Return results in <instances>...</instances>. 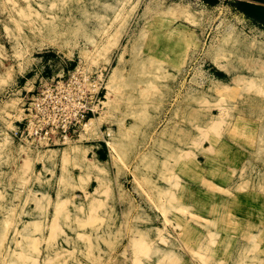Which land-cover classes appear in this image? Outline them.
<instances>
[{"label": "rangeland", "instance_id": "374dc122", "mask_svg": "<svg viewBox=\"0 0 264 264\" xmlns=\"http://www.w3.org/2000/svg\"><path fill=\"white\" fill-rule=\"evenodd\" d=\"M259 6L0 0V264H264ZM77 66L103 72L93 125L61 146L21 141L27 97ZM86 155L106 170L93 197Z\"/></svg>", "mask_w": 264, "mask_h": 264}, {"label": "built area", "instance_id": "2783aa9c", "mask_svg": "<svg viewBox=\"0 0 264 264\" xmlns=\"http://www.w3.org/2000/svg\"><path fill=\"white\" fill-rule=\"evenodd\" d=\"M103 72L77 66L67 74L42 78L27 97L16 136L34 147H56L79 137L101 108Z\"/></svg>", "mask_w": 264, "mask_h": 264}, {"label": "bare ground", "instance_id": "6f19581e", "mask_svg": "<svg viewBox=\"0 0 264 264\" xmlns=\"http://www.w3.org/2000/svg\"><path fill=\"white\" fill-rule=\"evenodd\" d=\"M164 13L167 14V15L172 16V15L178 14L179 12L175 8H170L168 10H165ZM125 61H126L125 55L124 54H121V56L119 58V62H120L119 64L120 65L114 67V70H113V72L111 74V78L109 80V83H111L113 85H116V86L118 85V80L120 79V77H122L121 75H122L123 69H124V67L126 65ZM132 62L136 63V58L135 59L133 58ZM138 82H141V80H139ZM110 89H111V87H110ZM106 97L108 98L109 101L112 100V98L110 96V92H109L108 95L106 94L105 98ZM101 105H102L101 109L102 108L104 109L105 106H106L105 105V99L104 100H101ZM93 117H95V116H93ZM90 119H92V117ZM90 119L84 124V126H85L86 129H87V127H91L93 125V122H91ZM85 128L83 127V129H85ZM25 143H27V142H25ZM27 144H29V143H27ZM65 152H66V154H68L69 156H72V157H78L79 156V154H78V147H75V146L67 147L65 149ZM83 158L85 160H87V162H85L83 164V167H82V169H83L82 175L83 176H89V177L90 176H94L96 178L97 183H98V185H96V187L93 189V192H89V193H92V197H93L95 195H98L102 191V188L104 186L103 177L106 174V172H105L106 170H104V169H102V168H100L98 166V162L99 161L97 159L96 160H91L87 155H86V157H83ZM99 163H101V162H99ZM239 257H240L239 264L242 261L248 260V255L246 253H242Z\"/></svg>", "mask_w": 264, "mask_h": 264}, {"label": "trees", "instance_id": "16d2710c", "mask_svg": "<svg viewBox=\"0 0 264 264\" xmlns=\"http://www.w3.org/2000/svg\"><path fill=\"white\" fill-rule=\"evenodd\" d=\"M259 8H261V9L263 10V12H264V7H262V6H259ZM90 117H92V116H90Z\"/></svg>", "mask_w": 264, "mask_h": 264}, {"label": "crops", "instance_id": "0c3cea01", "mask_svg": "<svg viewBox=\"0 0 264 264\" xmlns=\"http://www.w3.org/2000/svg\"><path fill=\"white\" fill-rule=\"evenodd\" d=\"M59 148V147H58ZM100 159V158H99ZM101 161L103 160V159H100Z\"/></svg>", "mask_w": 264, "mask_h": 264}]
</instances>
